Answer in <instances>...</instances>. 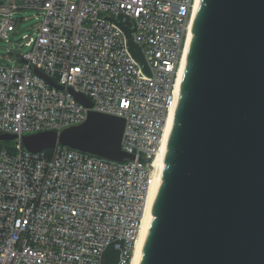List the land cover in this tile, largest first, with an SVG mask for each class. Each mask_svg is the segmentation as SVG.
I'll return each mask as SVG.
<instances>
[{
	"label": "built area",
	"instance_id": "1",
	"mask_svg": "<svg viewBox=\"0 0 264 264\" xmlns=\"http://www.w3.org/2000/svg\"><path fill=\"white\" fill-rule=\"evenodd\" d=\"M196 2L0 0V39L17 58L0 67V136H17L0 146V264H104L109 248L116 264L133 263L157 179L154 160L180 98ZM26 10L42 22L25 44L29 51L15 54L8 34ZM125 28L134 29L146 65L134 57ZM90 112L125 120L122 149L134 160L62 145L24 148L23 137L60 134Z\"/></svg>",
	"mask_w": 264,
	"mask_h": 264
},
{
	"label": "water",
	"instance_id": "2",
	"mask_svg": "<svg viewBox=\"0 0 264 264\" xmlns=\"http://www.w3.org/2000/svg\"><path fill=\"white\" fill-rule=\"evenodd\" d=\"M125 31L146 65L134 29ZM124 128L90 112L82 125L22 143L30 153L62 145L124 162L135 159L122 149ZM140 264H264V0H201Z\"/></svg>",
	"mask_w": 264,
	"mask_h": 264
},
{
	"label": "bare ground",
	"instance_id": "3",
	"mask_svg": "<svg viewBox=\"0 0 264 264\" xmlns=\"http://www.w3.org/2000/svg\"><path fill=\"white\" fill-rule=\"evenodd\" d=\"M200 5H201V0H197L195 10H194V15H193V21L191 24V31L189 33L187 46H186L184 58L182 61V70H181V76H180V80H179L180 94L182 91V83L184 80L185 71H186V68L188 65V54H189V50H190V46H191V42H192V38H193V27H194V23H195ZM176 111H177V108L175 110H172V112L169 116L167 126H166V130H165V135H164L162 146H161V150H160L157 158L154 160V166L157 169V179H156V182H155V184L152 188V191L150 193V196H149L148 206H147L145 216L143 218V222L141 225L140 234H139V237L137 240L132 264H140L142 256H143L144 245H145L147 236L149 234L151 222L153 220V210H154L156 198H157L160 186L162 184V175H163V171L165 169V161H166V157L168 154L169 143H170L172 130H173L174 123H175Z\"/></svg>",
	"mask_w": 264,
	"mask_h": 264
},
{
	"label": "rangeland",
	"instance_id": "4",
	"mask_svg": "<svg viewBox=\"0 0 264 264\" xmlns=\"http://www.w3.org/2000/svg\"><path fill=\"white\" fill-rule=\"evenodd\" d=\"M15 18L21 20L20 25L15 28L14 31L9 32V41L12 42V49L15 54H21L29 51L25 44L30 38L36 36L38 27L42 22V17L37 11L26 10L22 14L18 13ZM2 16L0 15V22ZM25 36H28L25 38ZM17 64V58L10 53V43L0 39V67L15 66ZM9 145H13L14 141L7 142Z\"/></svg>",
	"mask_w": 264,
	"mask_h": 264
},
{
	"label": "trees",
	"instance_id": "5",
	"mask_svg": "<svg viewBox=\"0 0 264 264\" xmlns=\"http://www.w3.org/2000/svg\"><path fill=\"white\" fill-rule=\"evenodd\" d=\"M7 142L10 141L0 142V146H2V144H7ZM117 258V252L113 248H109L104 256V264H116Z\"/></svg>",
	"mask_w": 264,
	"mask_h": 264
}]
</instances>
